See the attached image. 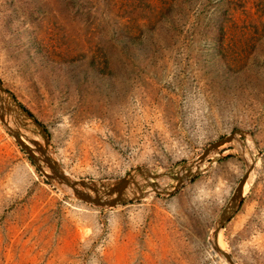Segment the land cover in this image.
Masks as SVG:
<instances>
[{"label": "rangeland", "instance_id": "rangeland-1", "mask_svg": "<svg viewBox=\"0 0 264 264\" xmlns=\"http://www.w3.org/2000/svg\"><path fill=\"white\" fill-rule=\"evenodd\" d=\"M0 81L17 102L0 97V264H229L212 239L247 172L216 234L233 263L264 264V0H0ZM5 121L95 187L187 177L85 203Z\"/></svg>", "mask_w": 264, "mask_h": 264}, {"label": "water", "instance_id": "water-1", "mask_svg": "<svg viewBox=\"0 0 264 264\" xmlns=\"http://www.w3.org/2000/svg\"><path fill=\"white\" fill-rule=\"evenodd\" d=\"M0 97H6L11 102L15 101L12 98V96L9 94V92L3 87L1 81H0ZM0 120L2 122H4L2 116H0ZM31 122L34 123L37 127H39L34 121H31ZM12 134H13L14 138L16 139V141L21 146V148L28 153V155L30 156V158L34 162L41 161L45 164V166L47 167V169L49 170L50 173L46 174L41 169V171L44 173V175L47 176L48 178L57 179L61 184L65 185L78 200H81L85 203L93 204V205L99 206V207H105V206L114 207L118 204H121L123 202H127L129 200H131V201L140 200V199L144 198V196H145L143 193H139L134 198H130V199L123 198V195H125V192L128 189V186L131 182V180L128 178H122V179H120L114 183L109 184L107 186L105 192H103V186L95 187L94 184H89V183L82 181V180L81 181L73 180V179L69 178L67 176V174L61 170L57 161L49 155V153L47 152V145L46 144L41 145V144H39L33 140H28L29 143L33 144V146L35 147V151L41 155V157L37 158L33 154L30 147L22 142V140L20 139L21 134L19 132L13 131ZM42 134H43V137L45 138V140H47L46 137L44 136L43 131H42ZM235 134L240 135L242 133H241V131H237L233 134H230L229 136H226L225 138H222V139L214 142L213 144L208 146V148L206 150H204L203 153L199 156V158H198L199 161L202 162L205 159V157L209 153H211L212 151H215V150H218L222 147L227 146L233 140V138L235 137ZM191 166H192V163L186 169L189 171ZM247 176H248V172L242 177V179L238 183L237 187L235 188V190H234V192L230 198V202L227 206V209L223 210V213H222L220 220H219V223H218L216 233L220 229L223 228L224 224L231 218L232 214H234V212L236 211V208L239 205V201H240V198H241L242 193H243V188H244ZM182 183H183V179L180 177L178 179L177 184L174 186L172 191L163 193V192H159V191L155 190L154 193L171 195L173 192H175L181 186ZM147 186L151 187L153 189L155 188V184H153V183H149V184H147ZM87 189L93 191V193L95 195L92 196L89 192H86ZM99 192L104 197H108V199H103L102 196H99ZM215 235H217V234H215ZM225 258L227 259L229 264H234L229 256L226 255Z\"/></svg>", "mask_w": 264, "mask_h": 264}, {"label": "bare ground", "instance_id": "bare-ground-1", "mask_svg": "<svg viewBox=\"0 0 264 264\" xmlns=\"http://www.w3.org/2000/svg\"><path fill=\"white\" fill-rule=\"evenodd\" d=\"M4 100V99H3ZM2 107V106H1ZM5 123L7 124V127L13 132L14 130H13V127H11V123L9 122V121H5ZM13 126V125H12ZM17 129V128H16ZM19 131V130H18ZM15 132V131H14ZM20 134H21V136L22 137H20V139L22 140V142L24 143V144H26V145H28V143H29V141L28 140H30V138H27V136H26V134H24V133H22V132H19ZM39 139V138H38ZM44 142V141H43ZM30 144V143H29ZM210 154H212V153H210ZM199 163H200V161H199V159L197 158L196 160H195V162H193L192 163V165H195V166H193V167H190V171L192 170L193 171V169L195 168V167H197V166H201V165H199ZM44 164V163H43ZM189 166V165H188ZM187 166V167H188ZM200 168V167H199ZM42 170H43V172H45L46 174H49L50 172H49V170L47 169V168H42ZM197 171V170H196ZM187 172H183V173H181L180 174V176L179 177H181L183 180H185L186 179V174ZM194 173V172H193ZM67 174V173H66ZM250 174H251V172H250ZM250 174L247 176V179H246V182H245V185H244V188H243V196H244V191L247 189V187H248V184H247V180H248V178H249V176H250ZM162 178V177H161ZM155 180H157V179H155ZM56 181H57V179H56ZM56 181H55V183H56ZM54 182V181H53ZM152 182V181H151ZM153 183V182H152ZM155 183H157V182H155ZM57 185H59V183L57 184ZM62 187V189H65V191L66 192H70V190L65 186V185H63V184H61V186H60V188ZM141 189V188H140ZM155 190L156 191H159V192H169V189H166L165 188V184H164V181H160V183H157L156 185H155V188L153 189V188H151V187H146V189L145 190H140V192H137V193H135V192H125V195H123V198H125V199H130V198H134V197H136L139 193H143L145 196H148L149 194H151V193H154L155 192ZM106 191V188L105 189H103V192H105ZM86 192H88V191H86ZM144 196V197H145ZM102 198L103 199H105V197L104 196H102ZM218 227V226H217ZM221 233V232H220ZM220 233L218 234V235H214L213 234V239H212V242H213V244H214V242H215V248L217 249V251H219V253L225 258L226 257V252H225V246H224V244H223V241H222V237L221 236H219L220 235ZM216 234V233H215ZM227 254H228V252H227ZM228 256V255H227ZM235 264V263H234Z\"/></svg>", "mask_w": 264, "mask_h": 264}, {"label": "trees", "instance_id": "trees-1", "mask_svg": "<svg viewBox=\"0 0 264 264\" xmlns=\"http://www.w3.org/2000/svg\"><path fill=\"white\" fill-rule=\"evenodd\" d=\"M13 99L15 100V98H13ZM15 102H16V100H15ZM16 103H17V102H16ZM19 107H21V109L25 112V114H26L29 118L33 119V121H34L38 126H40V124H39L36 120H34L32 114H31L30 112H28L24 107H22V106H20V105H19Z\"/></svg>", "mask_w": 264, "mask_h": 264}]
</instances>
